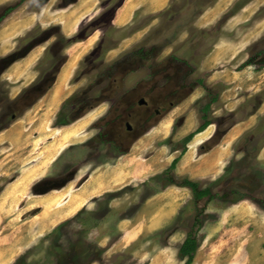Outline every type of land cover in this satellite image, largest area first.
Returning a JSON list of instances; mask_svg holds the SVG:
<instances>
[{
    "label": "rangeland",
    "instance_id": "obj_1",
    "mask_svg": "<svg viewBox=\"0 0 264 264\" xmlns=\"http://www.w3.org/2000/svg\"><path fill=\"white\" fill-rule=\"evenodd\" d=\"M123 1L0 0V27L32 18L0 43V236L4 252L14 247L5 259L56 264L55 241L64 264L86 244L90 264H184L190 235L192 264H264V0H168L118 26ZM79 37L91 40L86 54L56 75ZM60 85L70 95L42 120L41 100ZM249 115L252 127L224 142L221 172L200 181L212 198L172 183L177 164L165 171L182 155L187 120L211 121L213 147ZM104 171L111 186L69 215L66 200ZM41 200L50 211L34 219Z\"/></svg>",
    "mask_w": 264,
    "mask_h": 264
},
{
    "label": "crops",
    "instance_id": "obj_2",
    "mask_svg": "<svg viewBox=\"0 0 264 264\" xmlns=\"http://www.w3.org/2000/svg\"><path fill=\"white\" fill-rule=\"evenodd\" d=\"M167 2H168V0H165V4H164L163 8H161V10H159V11H156V13L162 11L166 7ZM143 7L146 8L147 10H145ZM142 8L144 9V11L146 13L150 14L144 0H138V2L135 3L134 8L129 15L128 21L124 24H121V25L127 24L130 20L131 14L134 11H138L139 9H142ZM153 13L154 12H151V14H153ZM114 19H115V16H114ZM121 25L118 24V26H121ZM131 38H129V39H131ZM86 42H87V40L82 41V42L78 43V45H85ZM85 54H86V52H85ZM83 56H81V57H83ZM73 68H74V66L71 68L69 75L72 72ZM69 75H68V77H69ZM68 77H67V79H68ZM67 79H66V81H67ZM65 84H66V82H65ZM64 88H65V86H64ZM196 90H197V87H194L192 93L195 92ZM258 113L264 114V112H259V109H258ZM252 118H253V115H249V117H247V118L239 119L238 121L234 122L229 127V129L226 131V133L224 134L220 143H216V145H214L213 147H206V143L208 144L214 138V135H215L214 134L215 131L212 128H210V126H212L211 125L212 123L204 131L194 135V137L191 139V141L186 145L185 152L180 156L178 162L176 163L177 164L176 165V175L179 177H187L190 180H194V181L212 180L213 178H215L221 172L223 166L225 165V162L227 161V159L229 157L227 145L225 146L224 142L226 141V139L231 141L232 139L238 138L242 134H244L246 131H248L250 129V127H252L251 124L250 125L248 124L249 120H251ZM195 124L196 123H194L192 120H187L178 129L179 138L181 139V138L185 137L186 135H188L189 133L196 130L198 125H195ZM229 134H230V137H229ZM202 148H204L205 150L201 151ZM174 152H176V151H174ZM115 167L113 168L114 170H115ZM107 171H104V174H101V176H98V178H94V180H93V177L88 179L87 182H85L79 189L75 190V192L73 194L74 196L72 195L73 197L70 196V198H68V200H66L65 210L70 212L69 215H73V213H75L77 211L76 209H81V207L83 206V205L78 206L79 208H77V204L82 203V201L85 199H89V198L94 199L95 197L99 196L100 193H102L103 191H106L109 186H111L113 181L112 180L107 181V179H104L105 174L108 173ZM108 174H106V175H108ZM88 190H90V193H91L90 196L87 195ZM47 196H49V195H47ZM47 196L45 195L44 197H47ZM45 200L44 201L41 200V204H39V206H41V209H40L39 213L35 216L34 219H36L37 217L42 218L48 210L50 211L49 208L47 210L48 205L45 204V203H47ZM50 205H51V203H50ZM43 220L45 222L42 224L43 225L42 228H44V229L46 228V230H48L49 225L51 223L49 222V219L45 220L43 218ZM1 223L2 222L0 220V225H1ZM1 239L2 238L0 236V264H11L13 260H7V259H5V257L8 254H9V256H11V253L13 250L12 248H14V247H12V242L8 245V248L4 252V250H3L4 246H3Z\"/></svg>",
    "mask_w": 264,
    "mask_h": 264
},
{
    "label": "bare ground",
    "instance_id": "obj_3",
    "mask_svg": "<svg viewBox=\"0 0 264 264\" xmlns=\"http://www.w3.org/2000/svg\"><path fill=\"white\" fill-rule=\"evenodd\" d=\"M80 2L83 3V5H75V6H77V8H86V7L93 5L94 0H78V3H80ZM137 2H138V0H124L122 2L121 7H119L116 11L114 23L120 24V25L126 23L129 19V15H130L131 11L134 8L135 3H137ZM144 2L146 5L148 3L151 4V8L149 11L150 13H151V11L156 12V11L160 10L161 8H163V6L165 4V0H144ZM220 5H221V3H220ZM65 17L66 18H64V22H66L68 19V16H65ZM31 24H32V18L29 17L27 19H21L19 22H17L14 25H11V26H1L0 27V43L3 44V46H6L4 44H7V41L10 39V37H12L14 35H18L22 31H25ZM88 41H91V40L87 39V42L85 45H78V43H80L82 41L76 42L72 45L73 46L72 48L67 50V55H69L71 58L65 63L66 66L64 65L63 69L67 70L70 68V70H71V68L75 65L76 61H78L80 59V57L85 54V52H86L85 50L87 49V47H89L92 44ZM68 73L65 75V77H67ZM55 80H56V78H55ZM63 80L64 79H62V81ZM71 91H72L71 87L66 88V91H63V87L61 85L58 86L56 90L50 91L45 96V98L41 100L42 103L40 102L41 103L40 105H43V102H46V100L48 102V105H47L48 108L46 110L47 113H44L42 115L41 119L42 120L48 119L49 116H51V114H53L57 110V108L60 106L61 101L64 98V96L70 95ZM40 105H39V107H40ZM32 117L33 116L27 117L28 123H30L34 120V118H32ZM14 127H13V130H15ZM18 127H19V125L16 126V129H18Z\"/></svg>",
    "mask_w": 264,
    "mask_h": 264
},
{
    "label": "trees",
    "instance_id": "obj_4",
    "mask_svg": "<svg viewBox=\"0 0 264 264\" xmlns=\"http://www.w3.org/2000/svg\"><path fill=\"white\" fill-rule=\"evenodd\" d=\"M117 7H118V5H116L113 8V10L115 8H117ZM8 11H9V9H8ZM86 38H87V36H86ZM86 38L85 37H79L76 40V42L82 41V40H84ZM50 87L51 86L48 84L46 89H49ZM65 103L66 102H64V104ZM208 109H209V105H206L203 108L204 111H207ZM59 122H61V120ZM63 124H65V123H63ZM210 124H211V121L204 120L202 122V124H200L199 127L196 130H194L193 132L189 133L184 138H182L181 144L183 145V148L181 150V154H183L185 152L186 145L191 141V139L194 137V135L204 131ZM259 127H262V126L260 125V126L256 127V129L252 130L249 133L250 134L254 133L255 131L259 130ZM201 150L204 151L205 149L202 148ZM178 160H179V158L178 159L175 158L171 162L169 168L165 171V174H169L170 171L175 169V165L178 162ZM178 178L181 179V181L179 183L172 182V181H170V182L174 183L178 187L189 188L196 200L202 199L204 197H208V198H212L213 197L212 196V190H211L210 186H206L204 188H200V181L190 180L187 177H178ZM51 246H52L51 247L52 250L49 252V254H52V255L55 256L56 264H64V260H63V258H61L62 257L61 256L62 252L60 250V248H61L60 245L57 244L54 241ZM197 248H198V246H197L196 240L192 236L187 235V237L184 239V241L181 244L180 249H179L180 256L183 259L185 258L184 264H192L193 263V258H194V255H195L196 251H197ZM90 253H92V249H91L90 245H88V244L84 245L83 249L80 252H74V253L71 254V256L69 258L70 259L69 264L70 263L71 264H90L91 261H93L92 259H90ZM26 259L27 258H26L25 254H24V255H22L21 257H19L17 259L16 264H30V263L27 262Z\"/></svg>",
    "mask_w": 264,
    "mask_h": 264
},
{
    "label": "water",
    "instance_id": "obj_5",
    "mask_svg": "<svg viewBox=\"0 0 264 264\" xmlns=\"http://www.w3.org/2000/svg\"><path fill=\"white\" fill-rule=\"evenodd\" d=\"M67 60H68V57H67L66 61H67ZM14 62H15V61H14ZM12 63H13V62H12ZM12 63L10 62V63H9V66H10ZM64 65H65V63H63V64L60 66V68H59V70H58V72H57V75L60 73V71H61V69L63 68ZM50 89H51V87H50L49 89H47L46 92H48ZM45 94H46V93H45ZM45 94H44V95H45ZM44 95H43V96H44ZM43 96H42V97H43ZM42 97H41V98H42ZM41 98H40V99H41ZM40 99H38V100H40ZM144 103H146V102H145L143 99H140V100H139V104L142 105V104H144Z\"/></svg>",
    "mask_w": 264,
    "mask_h": 264
},
{
    "label": "flooded vegetation",
    "instance_id": "obj_6",
    "mask_svg": "<svg viewBox=\"0 0 264 264\" xmlns=\"http://www.w3.org/2000/svg\"><path fill=\"white\" fill-rule=\"evenodd\" d=\"M78 0H76V2H77ZM76 2H74V4L76 3ZM145 101V100H144ZM146 102V101H145ZM138 104H139V101H138ZM140 106H145L146 105V103H144V104H139ZM156 113H158V111H155ZM127 127H128V129L130 130L131 129V127L130 126H128L127 125Z\"/></svg>",
    "mask_w": 264,
    "mask_h": 264
}]
</instances>
